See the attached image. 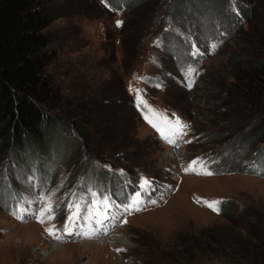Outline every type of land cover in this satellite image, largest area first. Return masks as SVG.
Segmentation results:
<instances>
[{
  "label": "rangeland",
  "instance_id": "1",
  "mask_svg": "<svg viewBox=\"0 0 264 264\" xmlns=\"http://www.w3.org/2000/svg\"><path fill=\"white\" fill-rule=\"evenodd\" d=\"M112 1L49 0L55 112L82 147L53 173L0 149V264H264V175L251 165L264 144L240 154L264 104L248 68L264 0H228L241 29L203 40L211 23L181 21L174 0ZM168 32L196 68L163 49ZM91 225L122 242L91 243Z\"/></svg>",
  "mask_w": 264,
  "mask_h": 264
},
{
  "label": "trees",
  "instance_id": "2",
  "mask_svg": "<svg viewBox=\"0 0 264 264\" xmlns=\"http://www.w3.org/2000/svg\"><path fill=\"white\" fill-rule=\"evenodd\" d=\"M124 1L130 8H139L151 0ZM173 7L181 21L190 17L199 24L211 23L201 40L216 35L219 27L231 37L241 29V21L228 9V0H174ZM251 16L255 18L257 12L251 11ZM57 17L49 0H0V149L13 154L23 164L51 165L52 173L58 164L74 162L82 147L79 138L70 132L66 119L55 112L58 98L48 75L54 53L47 28ZM257 32L260 43H264V22L261 21ZM164 37L163 49L174 56L181 69L196 68L197 58L193 59L186 40L173 32L165 33ZM248 68L258 80L264 78V46ZM262 106L259 127L241 144L240 154L254 144H264ZM251 165L253 172L264 175V145ZM102 174L108 178L107 171ZM119 194L114 195L115 200L127 204L126 198ZM234 204L231 200L223 203L222 215H233ZM258 239L264 242V234H258Z\"/></svg>",
  "mask_w": 264,
  "mask_h": 264
},
{
  "label": "bare ground",
  "instance_id": "3",
  "mask_svg": "<svg viewBox=\"0 0 264 264\" xmlns=\"http://www.w3.org/2000/svg\"><path fill=\"white\" fill-rule=\"evenodd\" d=\"M91 226H90L91 228L88 231L89 234L93 235V237H91V240H92L91 243H99L98 245L103 246V244H108L109 242H114V243L122 242V239H120V237L116 235H111L109 237L108 235H104L102 233L99 234V232L93 227V225ZM51 246L56 248V250H58L59 248H64V246L61 247L60 244L58 243L56 244V242H53ZM54 252H57V251L54 250Z\"/></svg>",
  "mask_w": 264,
  "mask_h": 264
}]
</instances>
